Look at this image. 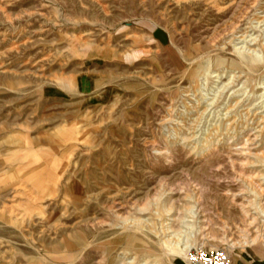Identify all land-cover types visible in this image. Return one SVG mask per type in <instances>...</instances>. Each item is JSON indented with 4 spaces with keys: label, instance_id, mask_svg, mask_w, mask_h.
Returning <instances> with one entry per match:
<instances>
[{
    "label": "rangeland",
    "instance_id": "rangeland-1",
    "mask_svg": "<svg viewBox=\"0 0 264 264\" xmlns=\"http://www.w3.org/2000/svg\"><path fill=\"white\" fill-rule=\"evenodd\" d=\"M256 154L264 0H0V264L264 256Z\"/></svg>",
    "mask_w": 264,
    "mask_h": 264
},
{
    "label": "built area",
    "instance_id": "built-area-1",
    "mask_svg": "<svg viewBox=\"0 0 264 264\" xmlns=\"http://www.w3.org/2000/svg\"><path fill=\"white\" fill-rule=\"evenodd\" d=\"M188 256L192 264H231V255L224 246L195 247Z\"/></svg>",
    "mask_w": 264,
    "mask_h": 264
},
{
    "label": "bare ground",
    "instance_id": "bare-ground-1",
    "mask_svg": "<svg viewBox=\"0 0 264 264\" xmlns=\"http://www.w3.org/2000/svg\"><path fill=\"white\" fill-rule=\"evenodd\" d=\"M241 45H243V43L241 44ZM246 45V44H245ZM235 48V47H234ZM243 48H246V46H239L238 47V51L240 50V49H243ZM249 48V47H248ZM256 49V48H255ZM255 49L254 50H252V52H254L255 51ZM249 50H251V49H249ZM244 51V50H243ZM236 53V52H235ZM252 55V54H251ZM257 55V54H256ZM208 56V55H207ZM206 56V57H207ZM254 56H255V54H254ZM205 57V58H206ZM200 58V57H199ZM210 58H211V56H210ZM255 58V57H254ZM195 60V59H194ZM206 60V59H205ZM188 61H190V60H188ZM211 59H209L208 57H207V60H206V64L208 63V66H207V69L204 71V73H206V74H211L212 72H210V66H211ZM191 63H193V61H191ZM190 63V64H191ZM202 64H204V61H203V63ZM204 66H205V64H204ZM219 71V70H218ZM203 73V74H204ZM213 75V74H212ZM216 75V74H215ZM204 76H207V75H204ZM218 75H216V77H217ZM233 76H235V75H233ZM204 79V78H203ZM222 82V81H221ZM223 83V82H222ZM222 83H221V85H222ZM232 83V82H231ZM230 83V84H231ZM220 84V83H219ZM225 84H226V82H224V84L222 85V86H220V89H222V88H225L226 86H225ZM219 88V87H218ZM218 92V91H217ZM216 95H217V93H216ZM222 95V94H221ZM215 97H217V96H215ZM211 104L212 103H215L214 102V99H213V101H211L210 102ZM207 111V110H206ZM204 112V111H203ZM253 156H255V155H253ZM256 157H258L259 159H263L264 160V156L262 155V154H256ZM257 190L258 189H255L254 188V191L255 192H257ZM257 194H258V192H257ZM259 195H260V193H259ZM261 196V195H260ZM259 209V208H258ZM262 212L264 213V207H262ZM244 211V210H243ZM137 218V217H136ZM138 218H140V217H138ZM138 218H137V220H135V221H139L138 220ZM141 219V218H140ZM253 221V220H252ZM256 221H257V219H256ZM256 221H253V222H251L250 224H253V225H255L256 224ZM140 222V221H139ZM137 223V222H136ZM248 223V222H247ZM256 229H257V227H256ZM247 231V230H246ZM248 232V231H247ZM257 233V232H256ZM252 235V234H251ZM264 238V232H261L259 235H258V237H256V238H254V239H251L250 241H252V243L251 244H257L258 243V241H259V239L260 238ZM167 240V239H166ZM247 242V241H246ZM179 242H177V243H175V245L176 244H178ZM171 244H173V243H171ZM171 244H166L165 245V251L169 254V253H172V254H174V253H176V250L175 249H173V248H171ZM232 246H235V245H237V242H233L232 244H231ZM213 247V246H212ZM188 249H189V247H187ZM189 254V253H188ZM230 254V253H229Z\"/></svg>",
    "mask_w": 264,
    "mask_h": 264
},
{
    "label": "crops",
    "instance_id": "crops-1",
    "mask_svg": "<svg viewBox=\"0 0 264 264\" xmlns=\"http://www.w3.org/2000/svg\"><path fill=\"white\" fill-rule=\"evenodd\" d=\"M241 255L239 259L235 258L234 264H264V256L258 254L254 248L245 249Z\"/></svg>",
    "mask_w": 264,
    "mask_h": 264
}]
</instances>
